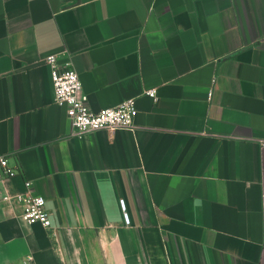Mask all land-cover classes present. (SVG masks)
Returning <instances> with one entry per match:
<instances>
[{
    "label": "crops",
    "instance_id": "0c3cea01",
    "mask_svg": "<svg viewBox=\"0 0 264 264\" xmlns=\"http://www.w3.org/2000/svg\"><path fill=\"white\" fill-rule=\"evenodd\" d=\"M50 53L133 127L72 134ZM0 154V264H264V0H0Z\"/></svg>",
    "mask_w": 264,
    "mask_h": 264
},
{
    "label": "built area",
    "instance_id": "2783aa9c",
    "mask_svg": "<svg viewBox=\"0 0 264 264\" xmlns=\"http://www.w3.org/2000/svg\"><path fill=\"white\" fill-rule=\"evenodd\" d=\"M56 53L47 54L44 61L50 66V75L53 86L54 101L59 106H65L67 117L73 127L72 134L81 136L85 132L103 129L113 133L119 129H131L137 113L134 98L122 100L114 106L104 107L93 111L88 105V98L83 91L78 72L67 63H59ZM146 94L155 98L154 89L146 90ZM17 173L10 165L5 154H0V184ZM3 201L17 200L22 204L21 218L28 222H39L49 228V212L45 208V199L32 191L31 182L24 181V190L17 193L4 191ZM122 216L125 223L129 217L125 211L123 199L119 200Z\"/></svg>",
    "mask_w": 264,
    "mask_h": 264
}]
</instances>
